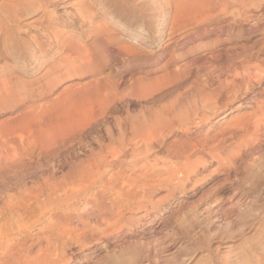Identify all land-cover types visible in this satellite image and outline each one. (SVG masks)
Segmentation results:
<instances>
[{
	"label": "bare ground",
	"instance_id": "1",
	"mask_svg": "<svg viewBox=\"0 0 264 264\" xmlns=\"http://www.w3.org/2000/svg\"><path fill=\"white\" fill-rule=\"evenodd\" d=\"M65 1L68 3V0L0 2V113L5 111V114L11 115L10 119L0 124V148L11 142L12 136L17 134V152L19 151L22 166L28 157L25 139L29 133H26L27 122L30 115L39 117L45 109L56 110V116L62 117L76 113L81 124V118L88 119L91 115L104 120L111 115H124L121 118L123 121L120 120L121 124L124 129L126 127L129 132L136 133L135 136L131 134L135 140L138 139L136 144L140 142L146 147L154 148L165 144L161 138L157 139L159 136L173 134L178 137L177 130H181L192 137L195 134L192 128L200 126L204 121L221 119L230 111L241 108L243 103H248L246 100L249 95L263 97V101L257 103L256 110L245 113V116L239 114L235 119L225 122L227 125L223 130L220 129L213 135L207 134L200 141L208 146L206 152L208 148L209 152L205 153L212 158L223 148L221 145L226 141V133L236 139L234 133H245L249 129L256 134L264 127V56L255 57L264 51V11L259 15L264 0H120L116 5L89 0L76 9L79 19L77 29H72L67 22L59 20L55 15V8ZM248 25L236 37L226 33ZM257 33H260L261 38L253 44L241 43L225 47L237 37L242 39L244 35L250 37ZM166 57L169 59L159 66L160 60ZM90 58L95 60L90 61ZM186 59L187 61L182 62ZM106 62L118 63L119 66L112 75L97 79V75L104 72ZM158 72L164 73L154 76ZM125 74L128 76L126 80L131 81L127 87L122 86V76ZM138 75L142 76L136 78ZM84 78L90 80L80 87L72 88L73 90L66 87V90L51 97L62 84ZM35 85L37 87L33 88ZM43 99L49 100L46 108H37L36 105L35 109L30 107L33 109L31 113L27 111L29 104ZM50 121L52 119L48 122ZM28 135L30 137V133ZM229 138L227 137L228 140ZM198 144L192 145L190 152L178 153L179 155L175 153L177 157L172 155L173 158H163L161 163L165 167L172 165L174 160L177 163L174 166L177 167L175 170L166 169L160 177L177 181L181 175L187 181L201 167L204 168L208 156H204L202 152L200 154V149L196 151L198 153L194 152L196 148H200ZM9 147L8 150L14 154L16 150ZM1 153L4 152L0 151ZM158 159L148 160L146 164L151 165V168L147 165L138 168L134 175L137 178L159 177L156 172L157 163H160ZM146 167L150 169L146 170ZM172 176L175 177L174 180ZM130 177L125 180L124 189L130 187L131 183H136L134 181L137 180L133 181ZM26 186L24 179L17 181L13 194L8 196V206L12 211H9V219L12 223L6 229L9 234L5 235L6 231L2 233L3 229L0 230V239L1 234H4L5 242H8V245L5 244L3 264L14 259L15 256L10 252L15 244L18 245L17 251L20 254L18 264L27 263V248L20 238L26 230L24 216L29 209L25 203ZM144 188V193L151 189ZM129 189L122 190L123 197L117 200V209L120 210L116 217L146 198ZM11 208L16 209L15 216L12 214L14 209ZM90 212L85 211L75 216L80 227L69 229L66 232L68 237L63 235L68 238L67 243L82 240L84 230L89 227L83 217ZM8 236L12 238L9 239Z\"/></svg>",
	"mask_w": 264,
	"mask_h": 264
},
{
	"label": "rangeland",
	"instance_id": "2",
	"mask_svg": "<svg viewBox=\"0 0 264 264\" xmlns=\"http://www.w3.org/2000/svg\"><path fill=\"white\" fill-rule=\"evenodd\" d=\"M81 1L68 0V3L65 1L61 6H57L56 17L67 22L72 29H77L79 19L76 9L86 1L89 2ZM96 1L104 5H116L120 0ZM263 4L264 2L261 3L259 15L264 11ZM248 27L249 25L235 28L226 33L236 37ZM247 37L248 35H244L242 39L237 37L238 39L235 38V41L225 47L241 43L253 44L261 35L257 33ZM259 56L263 57L264 51L255 55ZM168 59L169 57L161 59L159 66ZM94 60L90 58V61ZM185 61L187 59L182 62ZM104 66V72L97 75V79L112 75L119 65L106 62ZM163 73L158 72L154 76ZM140 76L142 75L136 78ZM122 79V86L131 84V81H127V74L122 76ZM89 80L90 78H84L81 81L66 82L54 91L51 97L66 90V87L75 89ZM36 87L37 85L33 86ZM23 90L27 91L26 88ZM248 97V103H243L241 108L230 111L221 119L204 121L200 126L192 128L191 130L195 131L194 136L189 137L185 132L177 130L178 137L173 134L157 137L165 144L151 146L154 148L146 147L140 142L136 144V133L129 132L125 127L126 131L121 124L124 115H111L106 120L93 118L91 115L88 119L81 118L82 124L81 120L78 122L80 117L78 118L76 113L67 117L56 116L57 111L53 109L43 110L41 116L37 115L39 117L30 115L26 133L29 132L31 138L27 133L25 139L28 157L24 160L25 164L22 166L19 151L17 152V134L12 136L11 142L9 141L12 144H7L10 147L5 145L7 148H0V151H7L8 154L3 153L6 157L0 154V230L3 229L2 233H5L12 223L9 219L11 210L8 206V196L13 194L17 181L24 179L27 184L25 203L29 209L25 211L24 216L26 230L20 238L27 248L26 264H264V127L256 134L249 129L245 133H234L236 139L226 133L227 136L224 137L226 136L227 142L221 145L223 148L219 147L220 152L213 158L207 155L208 146L200 142L207 134L213 135L220 129L223 130L230 119L256 110L257 103L263 101L260 96ZM48 101L43 99L29 104L27 111L31 113L33 109L30 107L35 109L36 105L37 108L42 106L44 109ZM10 116L5 114V111L1 112L0 124L10 119ZM51 119L52 121L48 122ZM115 119L116 121H113ZM118 122L120 123L116 124ZM227 137H230L229 140ZM194 140H197L196 143ZM190 144H198L200 147L196 148L195 153L200 149V154L202 152L204 156H208L204 168L201 167L197 173L192 174V180L185 181L181 175L178 178L177 172V175L172 173L178 178L177 181L173 176L171 178L175 181L164 179L165 176L160 177L166 169L175 170L177 167L174 166L177 165L174 160L171 162L173 164H168L166 168L165 164L161 163L163 158L190 152ZM8 147L16 150L15 153H11ZM156 157L160 162L157 163L159 171H156L159 177L150 179L138 176L141 178L138 180L134 172L145 167L148 160L152 161ZM143 164L145 165L142 166ZM149 169L146 167V170ZM129 176L131 180L137 181H134L135 184L131 183L127 189L130 188L131 192L135 191L134 193L146 198L136 202L134 209L122 211L120 216L116 217L120 210L117 209V202L122 199L123 191L127 190L124 189V182ZM144 185L152 190L149 188L150 190L144 193ZM147 187L144 189L148 190ZM85 211L92 212L83 217L89 227L84 230L82 240L67 243L66 232L80 227L75 216ZM16 212L14 209L13 216ZM7 231L5 235L9 234ZM1 235L2 262L6 256L5 244L8 242H5V235ZM63 235L67 237L64 238ZM16 245L10 252L15 257L8 260L7 264L20 262Z\"/></svg>",
	"mask_w": 264,
	"mask_h": 264
}]
</instances>
